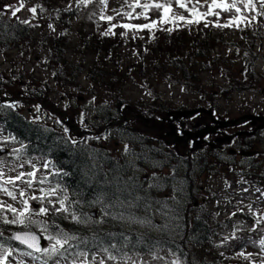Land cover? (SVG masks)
<instances>
[{"label":"trees","instance_id":"obj_1","mask_svg":"<svg viewBox=\"0 0 264 264\" xmlns=\"http://www.w3.org/2000/svg\"><path fill=\"white\" fill-rule=\"evenodd\" d=\"M18 1L34 2L35 11L40 13L44 10L46 14L50 13L55 26L54 28L43 27L50 28L45 30L47 33L45 34L35 24L23 23V21L12 22L0 16V55L6 57L9 52L17 49H20V52L25 49V55H29L36 51L33 49L34 46L41 48L47 53L43 55L37 52L42 57L38 54L34 56L51 74L54 82L52 87L72 89L78 93L83 91L95 93L94 88L82 89L81 78L83 77L84 82L90 84H104L108 88L118 85L112 89L120 94L124 82L127 83L133 79L138 81L137 77H139L142 79L140 88L153 100L152 105H147L145 112L161 118L172 109H169L159 94H156L154 85L178 83L203 97L204 86L207 84L204 85L202 82L200 78L202 74H210L214 70L220 72L222 68H225L223 66L230 69L236 67L235 57L228 56L226 49H231L232 56L239 58L242 64L236 77L220 76L227 82V87L218 88L219 97L227 99L233 93L254 92L261 80V75L255 70V63L261 55L254 51L258 47L256 38L264 39V34L260 33L261 30L264 33V16L248 17L242 12L225 11L226 16L229 17L227 19L229 26L217 30H215L216 26H209L208 22L207 26L186 22V20H194L193 16L197 18L199 13L193 15L189 12L185 16V21L169 17L167 23L161 21L158 26L141 30L142 38L134 47L135 60L132 56L131 61L124 64L121 36L111 34V31L117 29V25L107 24L103 34L96 35L92 31H86L82 24H75L93 0L88 4H82L79 8L76 3L73 8H64L50 6V3H54L51 1ZM201 18L204 19L203 16ZM36 30L40 32L39 36L36 35ZM234 36L237 38L229 39ZM72 37L78 41L74 48H70ZM74 49L78 50L79 57L82 59L71 62L67 60V55ZM87 56H91L89 62L86 60ZM109 62L113 64L114 69L107 70L105 65ZM134 73L136 75L130 76ZM22 80H25L22 82V89L26 88V92H19V94L24 100L46 99L53 92L47 83H44L42 87L34 88V84L25 77H22ZM1 87L0 82V89ZM204 99L206 100L205 97ZM206 104L213 110L216 99L210 97L206 100ZM106 105V108H103L104 111L110 112L102 116L105 124L122 118L123 109L121 110L120 99L116 98L113 104L108 101ZM18 108L20 107L16 104L13 107L0 106V126L9 137V143L17 147V157L42 158L44 161L42 169L46 171L42 183L50 187L43 192L44 198H41L42 194L39 196V201L43 203L50 198L56 200L51 204L54 210L47 211V214H40L41 207L36 213H32L27 204H22L21 208L15 211V223H5L3 210L0 208V248L27 253L39 259L42 264H50L51 262L45 257L42 258V255L37 257L24 246L8 239L9 234L14 231L32 230L33 221H38L43 228L41 233L43 237L55 236L57 233L74 237L63 247L56 245L60 254L53 255L49 252L58 259L70 260L80 253L89 256L101 251L108 261L121 262L133 256L155 257L158 252L167 251L182 264H231L214 250L217 245L215 241L218 239L215 235L218 225L224 226L226 233H229L227 242L233 246V250L250 247L264 253V245L261 244L264 240V232H251L244 236L234 231L235 222H250L253 226V219H250L249 215L241 212L219 220L217 216L208 214L201 205L193 206L194 198L192 199L191 195L198 192L193 184L198 183L199 175L206 173L208 176H214L220 173V167L214 165V161H217L215 158L211 161L208 156H199L195 159L191 154L179 156L173 151V157H170L172 163L169 166L172 177L165 176L161 178V182L168 183V179L170 181L175 179V169H178L177 172L181 171L183 177L179 184L176 183L179 186L176 190L190 199L180 203L185 204L191 211L188 214L186 210L180 209L179 202L168 204L164 201L158 212L161 221L154 223L150 214L147 213L149 206L153 203L150 200L152 191L144 187L145 182L142 177L135 174L128 176L126 164L115 158L111 152L104 151L100 146L99 137L90 139L94 142L87 141L88 138L74 142L68 137L67 130L63 126L52 127L32 120L24 116ZM129 121L113 128L123 135L141 136L131 127L130 123L133 120ZM143 135V143L152 141V138ZM141 147L138 146V148ZM146 149H148L147 155L155 154L151 144ZM141 155L142 152L138 151L131 157L136 160ZM255 177L258 181H252L251 184L262 188L264 174H258ZM259 199L261 200L260 196ZM62 200L67 210L57 211L61 208ZM92 213H95L96 218L92 216ZM73 215L78 219L74 220ZM125 218L135 220L136 225L149 221L152 227L142 231L135 227L124 229L119 219L123 221ZM21 220L23 223L20 222ZM163 226L167 228L164 229ZM251 264H264V259Z\"/></svg>","mask_w":264,"mask_h":264},{"label":"rangeland","instance_id":"obj_2","mask_svg":"<svg viewBox=\"0 0 264 264\" xmlns=\"http://www.w3.org/2000/svg\"><path fill=\"white\" fill-rule=\"evenodd\" d=\"M47 1L54 2L52 4L50 3V6H62L64 8H73L75 3L79 8L83 4L80 0H44V2ZM183 2L187 5V8L179 7L175 0H106V3L104 4H102L100 0H93V2L82 12L79 20H77L75 24H82L86 28V31H92L96 35L103 34V29L106 28L107 24L117 25V29L111 31V34L115 33L123 38L120 37V42L124 47L122 62L126 64L131 61L130 59L132 56L134 58L133 60H135L134 55L136 51L134 47L142 38V33L140 34L142 31L135 28L125 29L122 25H143L151 24L152 21H157V23L152 26H158L164 15H167L171 19H173L172 17L179 15L185 17L191 12L193 7L196 8L197 13L201 14L207 12V5L211 4V0H207V3H205V0H199V2L198 0H183ZM217 2L219 3V0H217ZM224 2L227 6L231 4L233 0H224ZM156 3L168 6L170 11L165 14L163 9L157 10L155 7H144L145 4L154 5ZM14 8H20V11L17 12L16 16H12V10ZM33 8L34 2L26 3V1L18 0H0V16L8 18L12 22H30L39 26L43 33L47 34L45 30L50 28L43 27H49L51 25L54 28L55 26V23H52V19L50 18V13L46 14L44 10H41L40 13L30 11V9ZM237 9H239L238 12H242L248 17H254L255 15L258 17L264 16V7L261 6L260 0H251L250 5L246 4V0H235V7L231 9V12H237ZM217 12L219 15L215 14ZM108 16H111L113 19L111 21L107 20L106 18ZM145 17H147V19ZM193 18L194 20L199 18L200 25H205L208 22L209 26H215L216 24L223 25L222 23L224 22L228 24L227 19L229 17L226 16V12L222 8H215L213 14L203 16L204 19H202L200 15L197 18L193 16ZM152 26L150 28H153ZM219 28L221 27H216L215 30ZM235 33L236 31L234 34ZM260 33L263 35V30H261ZM36 35H40L38 30H36ZM72 38L70 48H74L78 44L76 38ZM236 38V36L233 38L229 37V39ZM156 40H159V38H156ZM256 40L258 47L254 52L261 55V57L255 63V70L261 75V80L256 86L257 89L254 92L247 91L241 94L233 93L230 98L228 97L227 99L219 97L217 94L218 88L224 86L227 87V82H225L220 76L224 75L228 78L236 77L238 72H240L242 64L240 63L241 61L239 58L232 56L233 51L231 49H226V54L228 56L235 57L236 67L230 69L229 67L223 66L225 68H222V71L220 72L214 70L210 74H202L200 78L202 82H204V85L207 84L204 86L203 97L194 94L191 92V89H188L181 84L178 85V83L175 84L170 82L162 83L158 86L154 85L156 94H159L161 100H164L166 105L169 106V109H172L171 111L191 110L197 107H205L209 110L210 106L206 104V100L210 97L216 99L215 108H213V110L210 109L216 113V117L222 116L230 119L241 113L264 111V39L257 37ZM33 49L36 51L34 53H29V55H25V49L21 52L20 49L13 50L9 52L6 57L0 55V82L2 86L0 89V106L8 103V105L13 107V105H15L13 103H16L17 107H20L18 110L21 111L24 116L43 122L52 127L63 125V128L69 132L72 140H74V138L80 140L86 135V132H92L89 134L92 137H102L103 132L108 130L106 129L102 116H105L106 113L110 112L104 111L103 108H106L104 105H106L108 101L110 104H113L116 98L120 99L122 102L121 110H124V116L130 114L132 118H134L130 123L133 130L142 134L141 138H143V134H145L149 136L148 138H152V141L143 143L140 142L139 137L133 138L131 135H123L114 129V133L113 130H111L109 140L103 141L100 146L106 147L107 152H111L115 158L126 164L128 176L138 174L144 181H146L144 187L152 191L150 193L152 197L150 198L149 196V198L153 203L161 206L162 202H170V198H175V193L178 191L172 186H176V183L168 182V186L166 187H162L159 184L153 185V183L158 182L160 177L163 178L166 175L172 177L169 166L172 163L170 157H173V151L166 149L161 144L155 142V138L158 137L157 134L159 132L157 133V131L159 128L160 131L165 134L169 131L168 126L170 124L178 129L177 125L180 124L184 127L183 125H187L188 121H179V124L177 122L176 125H174L172 120L169 124H157L156 127L153 128L149 124L136 120L134 117L135 114L146 118L152 117L145 111L148 108L147 105H152L153 100L146 91L140 88V81L142 82V79L139 77H137L138 81L133 79L129 80L127 83L124 82L120 94H117V92L112 89L118 87V85H112L111 88H108L105 87L104 84H90L84 82L83 77L81 78L82 89L89 90L90 88H94L95 93L85 91L78 93L72 89H63L56 86L52 87L54 82L51 74L43 68V63L39 62V59L34 56L35 54H38L37 52H40L43 55L47 52H44L41 48L35 46ZM79 54L77 49L70 50L67 55V60L72 62V60L77 61L82 59L79 57ZM38 56L42 57L39 54ZM86 60L89 62L91 56H87ZM105 67L107 70L110 68L114 69L113 64L110 62L105 65ZM134 75L136 74H130V76ZM22 77H25L26 80L33 83L34 88L42 87L44 83H47L49 87L52 88L53 92L48 95L46 99L39 101L36 100L32 102L31 100H24V98H22L23 96L21 97L19 94V92H26V88L22 89V82H25V80H22ZM64 93H66V95ZM77 120L84 123L81 125ZM119 120H123V118H119ZM108 132L110 133V131ZM8 139L9 137L4 133L0 126V173H2V175H0V186H2V189L12 192L16 197L15 199H12V197L7 194V191L0 190V208L3 209L2 213L5 220L15 221V215L12 213L11 209H20L21 205L25 204L24 200L27 201V206L32 213H36L40 207H44L49 212H52L54 210V207H51V203L53 202L52 199L47 200L44 203L38 201V195L44 190V187L39 184L40 178L42 174H44L41 167L43 163L42 158L36 156H19L14 158L16 154L15 145L9 143ZM138 142L140 143L138 144ZM150 144L155 151V154L152 156L147 155L148 151L145 152V149ZM125 145L130 147L129 152L128 149L125 148L127 147ZM137 145L142 147L138 148ZM138 151H141L142 155L136 160L129 156V153L135 155ZM179 151L180 154H185L187 149ZM257 151L260 154V157L253 155L247 159L249 162L242 163V165L237 163V161L240 160L238 158H232L231 160L226 161L227 163L214 161L215 167H220V173H216L214 176H208L206 173L200 174L198 180L199 184L197 182L193 184L198 192L191 195V197L194 198V201L192 202L197 203L196 207L201 205L202 207L208 208L206 209L207 212L210 215L217 216L219 219H226L232 214L234 215L241 212L249 215V218L253 219V226L250 222L242 223L239 221L238 223H234V231L244 236L251 232H264V201L259 199V196L262 197L263 194L256 189L254 190L252 188L253 186L250 184L252 181H258V178L255 177V175L264 174V145H260ZM131 164H133V166H131ZM175 171L174 176H176V178L174 181H177V184H179L183 174H181V171L177 172L178 169H175ZM29 172L34 173V176H28L27 173ZM21 173H24L25 175L17 180L16 177ZM240 174L244 175L241 176ZM248 174H252L253 176L249 177ZM8 180H11L12 183H5ZM29 180L32 181L31 186L27 183ZM173 189L175 190V193L172 192ZM158 190L164 191L159 193ZM21 191L24 192L23 196L20 195ZM178 195H183L185 197L184 193H179ZM183 196H178L181 199L174 200L172 203H175V201L179 202L182 200ZM32 197H37V199H32ZM49 201H51V203H49ZM8 205H11V209L8 208ZM154 208L155 210L151 211L148 209L147 213L152 214V221L157 223L161 221L157 216L159 208ZM143 210L144 209H142V211ZM190 211L189 207H187L186 212L189 214ZM94 218H96V215ZM191 219L192 218H190V220ZM119 221L122 224L121 227L124 229L135 227L137 230L142 231L146 229L149 230L147 227H152V223H149V221L138 225H136L137 222L135 220L131 219L125 218L123 221L121 219H119ZM31 227L34 232L39 234L43 231V228L38 221H33ZM163 228L166 229L167 226H163ZM216 229L217 231L215 232V235L218 236V239L215 241L217 245H215L214 250L217 254L223 256L228 263L251 264L252 262L262 261L264 259V253L253 250L250 247H244L238 251L236 249L233 250V246L227 242L229 233H226L224 226L222 227L218 225ZM171 230H173V228ZM184 231H186V227H184ZM45 242L43 249L51 248V246L55 244V241L49 240L48 237H45ZM223 244L225 245L222 246ZM41 254H43L52 264H100L101 261H103L104 264H175V262L176 264H182L167 251H160L155 257L150 255L133 256L126 258L121 262L108 261L101 251H97L89 256L80 253L70 260L58 259L51 253L46 254L43 251ZM37 261L41 264L38 259L33 260L26 253H8L5 249H0V264H39Z\"/></svg>","mask_w":264,"mask_h":264},{"label":"flooded vegetation","instance_id":"obj_3","mask_svg":"<svg viewBox=\"0 0 264 264\" xmlns=\"http://www.w3.org/2000/svg\"><path fill=\"white\" fill-rule=\"evenodd\" d=\"M216 113L214 112L212 120L215 121H221L225 119L222 116L216 117ZM244 115H252V116H264V111H250V113H241L238 116L230 119H236L238 117L244 116ZM164 125L169 124L170 121L167 119L161 120ZM210 120L209 117H205L202 115L201 118L193 117L192 119L188 120L187 125H183L185 127V130H178V136L181 135V132L183 131H188V132H198L206 127H211L214 128L216 126L215 123ZM178 122L179 121H175ZM178 127L183 128L180 124ZM169 128V127H168ZM216 128V127H215ZM160 129V128H159ZM176 129V128H175ZM230 137V141L228 145H218L217 142L219 140H223V138ZM163 140V136L161 137ZM165 142V140H164ZM264 145V124L259 122V121H249L246 122L238 127L234 128H229V129H214L212 133H209L205 136L202 137L201 143H200V149H193L194 141H188L185 145L181 144L179 145V148L181 149H189L191 155L195 157V159L200 156H208L209 160L215 158L217 162L219 163H227L226 161L231 160L232 158H238L240 159L237 161L239 165H242V163H247L249 162V157L251 156H257L260 157V154L258 153L257 149L260 145ZM264 154V152H263ZM177 181H173V183H176ZM146 183V182H145ZM160 183H153V185H157ZM174 189L177 186H172ZM171 187V188H172ZM190 187V186H188ZM148 189V188H147ZM173 189V193H175V190ZM159 193L163 192L161 190H158ZM195 193V192H194ZM193 193V194H194ZM177 194V195H176ZM179 193H175V198H170V202L168 204H173L172 202L174 200L181 199L178 196H183V195H178ZM186 196V195H185ZM193 198V197H192ZM189 199V198H188ZM186 200V197H182V200L179 201V208L186 210L187 206L185 204H181L180 202H183ZM190 200V199H189ZM176 202V201H175ZM197 203L194 202V207H196ZM175 206V205H173ZM154 207H158L160 209V206L152 203L151 207H149V210H155ZM157 208V209H158ZM158 209V210H159ZM159 211H157V216L159 218ZM152 217V214H150Z\"/></svg>","mask_w":264,"mask_h":264},{"label":"water","instance_id":"obj_4","mask_svg":"<svg viewBox=\"0 0 264 264\" xmlns=\"http://www.w3.org/2000/svg\"><path fill=\"white\" fill-rule=\"evenodd\" d=\"M196 114H205L207 115L211 121L212 120V115L210 111H206L204 109H196V110H184V111H175V112H169L167 113V120H186L191 117H193ZM136 120L141 121L142 123L149 124L152 123L153 127H156L157 122L154 118H145L141 115H136L135 116ZM247 121H259L264 124V116L263 117H254V116H243L240 118H237L235 120H227V121H213V123L216 124L217 129H225V128H232V127H237ZM119 122L112 123V124H118ZM205 128L199 132L196 133H191V132H182L181 136H177L175 133V128L172 124L169 125V131L166 133L167 140L165 142L166 145L173 144L174 147H177L179 144L185 145L188 141L194 140V149H200V143L201 139L203 136L212 133V131L216 128ZM230 141V137H225L223 140H219L217 142L218 145H228ZM95 214L92 213V216ZM27 234V235H26ZM35 236L36 240L33 241L30 239V236ZM19 236V239L17 238ZM9 239L14 241L15 243H19L26 247L27 249L31 250L34 253H39L43 245L45 244V241L41 238V235L37 234L36 232L33 231H18L14 232L11 235H9ZM23 241V242H21ZM34 245L33 247H29V245Z\"/></svg>","mask_w":264,"mask_h":264},{"label":"snow or ice","instance_id":"obj_5","mask_svg":"<svg viewBox=\"0 0 264 264\" xmlns=\"http://www.w3.org/2000/svg\"><path fill=\"white\" fill-rule=\"evenodd\" d=\"M80 2L83 3V4H88V3L91 2V0H80ZM100 2L102 4H104V3H106V0H100ZM175 2H176V4L179 7L187 8V5L183 2V0H175ZM198 2H199V0H198ZM205 3H207V0H205ZM260 3H261V6L264 7V0H260ZM246 4L250 5L251 4V0H246ZM21 6H23V5H21ZM207 6H208V11L205 12V13L199 14L200 16H208V15L213 14L215 8H222L224 11H231V9L235 7V0H233V2L231 4H229V5H227V6H225L224 0H219V3L217 2V0H211V4H208ZM6 7H11V6H6ZM144 7L145 8L155 7L157 10L163 9L165 14L170 11V8L168 6H166L164 4H160V3H156L154 5L145 4ZM19 11H20V8H14L12 10V16H16L17 12H19ZM30 11L35 12V9L34 8L30 9ZM238 11H239V9H237V12ZM191 12H192L193 15H196L197 14L196 8L193 7L191 9ZM215 14L219 15L218 12L215 13ZM145 18L147 19V17H145ZM172 18L176 19V20H181V21H185L186 20V18L183 15L174 16ZM106 19L111 21L113 18L111 16H108ZM168 19H169V17H167V15L162 16V21L164 23H167ZM186 22L187 23H200V19L197 18L195 20H186ZM23 23H27V21H23ZM156 23H157V21H152L151 24H143V25H127V24H125V25H122V27L125 28V29L135 28V29H138V30H142V29H149L152 25H155ZM205 26H207V24ZM215 26L216 27H228L229 24H223V25L216 24ZM50 27H51V25H50ZM167 30L171 31V29H167ZM105 34H108V33H105ZM45 167H47V164H45ZM0 175H2V173H0ZM23 175H25V174L21 173L20 175H18L16 177V179L19 180L21 178V176H23ZM27 175L28 176H34V173L29 172V173H27ZM41 182H43V181H41ZM5 183H12V181L8 180ZM27 183H28L29 186H31L32 181L29 180V181H27ZM0 190L7 191L6 189H2V186H0ZM53 192H54V190H53ZM7 194L10 197H12V199L16 198L13 195V193L10 192V191H7ZM20 195L23 196L24 192L21 191ZM32 199H37V197H32ZM24 203L27 204V201H24ZM49 203H51V201H49ZM60 205H61V208L57 209V211H60V210H65L66 211L67 210V209L64 208V201L63 200L60 201ZM8 208L11 209V205H8ZM11 210L14 211V212L16 211L15 209H11ZM39 211H40V214H47L48 210L46 208H44V207H41ZM73 219L77 220L78 218L75 215H73ZM15 222L16 221H7V220H5V223H15ZM20 222L23 223V220H21ZM29 222H31L30 218H29ZM258 223H259V221H258ZM44 230L46 231L47 229L45 228ZM17 238L19 239V236ZM30 239L35 241L36 237L33 235V236H30ZM48 239L49 240H54L55 244H53L51 246V248L42 249V251L45 252L46 254L51 252L53 255H57V254H60V252H59V249L56 247V245H60L61 247H63L64 244H66L68 242V240L74 239V237H69L66 234L57 233L55 236L49 235ZM21 242H23V241H21ZM261 244L264 245V240L261 241ZM33 246L34 245H31V244L29 245V247H33ZM109 258H113V257H109ZM100 264H104V262L101 261Z\"/></svg>","mask_w":264,"mask_h":264}]
</instances>
